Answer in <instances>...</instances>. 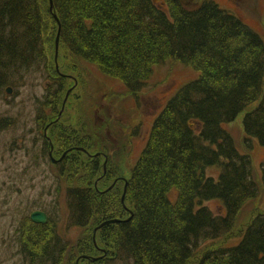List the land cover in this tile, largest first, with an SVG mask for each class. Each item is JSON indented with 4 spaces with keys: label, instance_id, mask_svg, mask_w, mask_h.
<instances>
[{
    "label": "trees",
    "instance_id": "trees-1",
    "mask_svg": "<svg viewBox=\"0 0 264 264\" xmlns=\"http://www.w3.org/2000/svg\"><path fill=\"white\" fill-rule=\"evenodd\" d=\"M53 2L51 9L50 0H0V93L33 70L53 80L38 119L43 151L50 157L51 142L53 154L61 153L53 164L68 184V225L106 223L98 227L103 246L97 235L73 245L59 233L57 217L46 211L48 222L36 223L28 215L18 228L25 262L62 264L78 252L79 264H187L190 259L191 264H264V211L252 217L238 241L204 245L230 234L241 209L259 194L251 150L256 142L264 147L260 32L215 0ZM59 30V53L96 64L137 97L155 66L169 59L199 72L156 115L125 180V203L124 191L100 187L109 173L99 174L98 135L67 130L61 123L58 108L68 80L51 65L49 54L54 48L56 57ZM46 110L52 118L47 123ZM244 110L248 151L239 149L226 126ZM81 155L93 158V168L84 160L76 163ZM210 168L215 169L209 173ZM260 173L264 183V161ZM211 200L220 201L222 213L210 208ZM93 248L101 253L93 254Z\"/></svg>",
    "mask_w": 264,
    "mask_h": 264
},
{
    "label": "rangeland",
    "instance_id": "rangeland-1",
    "mask_svg": "<svg viewBox=\"0 0 264 264\" xmlns=\"http://www.w3.org/2000/svg\"><path fill=\"white\" fill-rule=\"evenodd\" d=\"M215 1L237 13L260 32L264 39V0ZM51 49L50 62L57 69L55 51L54 48ZM57 62L68 80L62 93L63 102L58 108L62 113L61 123L67 130L75 128L79 132L85 130L91 136H95V133L98 135L99 139L96 138L99 146L95 150L102 153L99 174L109 173L100 182V187L104 190L114 187L112 191L117 190L121 194L124 191L123 194L126 195L125 180L130 177L132 167L147 142L156 115L168 99L185 83L195 79L199 72L181 61L169 59L166 63L155 66L151 79L137 97L128 91L119 78L104 73L94 63L79 61L61 51ZM26 75L25 80L6 84L0 93V264H27L20 253L18 228L23 223L22 220L36 208L57 217L59 233L71 244L84 245L95 234L100 246H103L99 226L95 228L93 222L88 228L68 225L69 209L65 193L68 184L63 178L57 177L59 167L47 156V150L43 151L44 136L38 119L39 112H42L41 99L53 80L40 71L33 70ZM8 86L12 88L10 93L6 92ZM70 88L71 92L67 95ZM49 111L51 113V110H46V123L52 119L47 116ZM245 112L246 110L241 112L233 122L226 125L242 151H248L244 143ZM134 130L138 132L134 134ZM89 151L93 154L94 148H89ZM60 155L61 153H55L54 157L58 158ZM251 155L254 175L259 184L258 196L241 209L230 234L204 245L238 241L243 228L252 217L257 212L264 211V183L260 173L264 147L256 142ZM81 156L75 158L76 163L84 160L86 167L93 168V158ZM212 169L215 168L208 169L209 173ZM59 187L61 190H58ZM176 193L174 191L171 194L173 199H176ZM122 202L125 203V199ZM207 204L216 213L223 212L220 201L211 200ZM84 235L87 237L81 239ZM75 249H79V246ZM100 253L101 251L93 248V254ZM76 255L78 257V252ZM76 255L70 260L69 254L61 263L77 264ZM191 263L190 259L187 264Z\"/></svg>",
    "mask_w": 264,
    "mask_h": 264
},
{
    "label": "water",
    "instance_id": "water-1",
    "mask_svg": "<svg viewBox=\"0 0 264 264\" xmlns=\"http://www.w3.org/2000/svg\"><path fill=\"white\" fill-rule=\"evenodd\" d=\"M50 3H51V9H53V7H54L53 0H50ZM55 16L57 17V15H55ZM59 42H60V30H59V33H58L57 38H56V56H57L58 50H59ZM11 91H12V88L8 87L7 92L10 93ZM70 91H71V89L69 90V92ZM69 92H68V94H69ZM124 199H125V194H123L122 201H124ZM31 219L37 223H46L48 221V216H47L46 212L41 211V210H36V211L31 213ZM111 221L116 222V221H118V219H113ZM104 223H106V222H104ZM103 224H101V225H103ZM87 257H89V256H87ZM93 259H96V258H93Z\"/></svg>",
    "mask_w": 264,
    "mask_h": 264
}]
</instances>
